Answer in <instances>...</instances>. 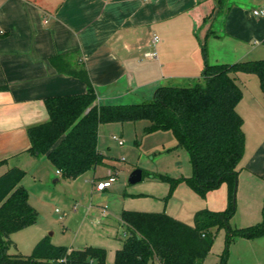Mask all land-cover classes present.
Listing matches in <instances>:
<instances>
[{"label": "crops", "instance_id": "1", "mask_svg": "<svg viewBox=\"0 0 264 264\" xmlns=\"http://www.w3.org/2000/svg\"><path fill=\"white\" fill-rule=\"evenodd\" d=\"M263 3L223 0L217 7L214 0H0V176L12 167L23 169L20 185L30 203L49 180L58 181L46 156L28 152L27 129L48 119L46 98L83 93L86 85L57 72L49 56L71 52L73 65L83 63L97 104L139 103L151 99L159 86L199 81L202 41L209 63L264 58V16L252 14ZM153 48L154 58L148 55ZM251 75H234L242 89L236 110L245 137L237 165V227L259 222L264 201V99L258 78ZM33 232L29 243L35 235L37 241L44 237ZM121 245L122 240L116 249ZM230 247L241 254L260 251L264 257V235L235 237Z\"/></svg>", "mask_w": 264, "mask_h": 264}, {"label": "trees", "instance_id": "2", "mask_svg": "<svg viewBox=\"0 0 264 264\" xmlns=\"http://www.w3.org/2000/svg\"><path fill=\"white\" fill-rule=\"evenodd\" d=\"M214 1L217 7L223 5V0ZM200 46L204 57L200 75L203 83L159 86L151 99L132 104H97L85 65H73L71 52L49 56L48 61L57 72L80 79L86 91L46 98L49 117L28 127L27 150L46 156L61 177L74 178L105 158L97 149L99 124L145 119V131L169 129L176 138L174 148L187 150L193 172L184 179L195 192L205 196L226 183V208L198 209L192 224L165 211L124 209L120 219L125 234L121 247L115 250L113 263L106 261L104 247L56 245L46 236L33 245L29 254L9 253L15 247L9 235L35 223L38 216L28 201L27 189L20 185L24 170L12 167L0 176V264H201L213 242L214 230L220 227L226 229L221 255L225 264L227 247L235 237L264 235V201L259 222L244 227L229 225L235 213L237 165L245 145L243 119L236 110L242 89L234 75H256L264 99V58L209 63L205 60V42ZM158 178L170 182V192L179 179L165 174Z\"/></svg>", "mask_w": 264, "mask_h": 264}, {"label": "rangeland", "instance_id": "3", "mask_svg": "<svg viewBox=\"0 0 264 264\" xmlns=\"http://www.w3.org/2000/svg\"><path fill=\"white\" fill-rule=\"evenodd\" d=\"M197 82L186 80L172 85L189 86ZM199 82L203 83L202 80ZM147 123V120L139 119L99 124L97 149L105 154L104 162L74 178L56 175L58 181L49 180L32 195L30 201L38 212L37 220L9 235L15 242L9 253L29 254L37 235L30 243L27 237L36 234L33 231H39L56 245L104 247L106 258L113 263L115 249L124 237L125 225L120 220L122 209L165 211L187 223L200 208L225 209L220 207L228 198L226 183L209 190L205 196L195 192L184 179L193 172L187 150L174 148L176 138L169 129L145 131ZM112 134L120 137L123 144H118ZM136 168L142 170V178L130 183L128 177ZM108 172L115 174V180L104 190H97V180H104ZM159 174L179 178L171 192L170 182L158 178ZM233 193L235 205L236 186ZM237 223L233 216L229 219L231 227H237ZM225 235L224 227L214 230L213 242L201 264H222ZM234 240L227 247L225 264H264L260 251L255 253L249 249L241 254L237 249L231 250Z\"/></svg>", "mask_w": 264, "mask_h": 264}, {"label": "built area", "instance_id": "4", "mask_svg": "<svg viewBox=\"0 0 264 264\" xmlns=\"http://www.w3.org/2000/svg\"><path fill=\"white\" fill-rule=\"evenodd\" d=\"M252 14L255 16H264V3L261 4L258 7H255L252 9ZM157 41V36H153L152 38V44L154 46V43ZM148 55L152 58L156 57V50L153 48ZM112 138L116 140L118 144H123V140L118 137L117 135L113 134ZM56 172L59 174L60 171L56 169ZM115 180V174L112 172H109L104 180H99L96 183V189L101 190L105 189L106 187L110 186L112 182Z\"/></svg>", "mask_w": 264, "mask_h": 264}, {"label": "water", "instance_id": "5", "mask_svg": "<svg viewBox=\"0 0 264 264\" xmlns=\"http://www.w3.org/2000/svg\"><path fill=\"white\" fill-rule=\"evenodd\" d=\"M141 178H142V170L140 168H136L130 173L128 177V181L130 183H134V182L139 181Z\"/></svg>", "mask_w": 264, "mask_h": 264}]
</instances>
